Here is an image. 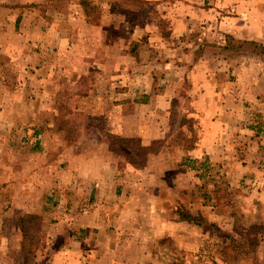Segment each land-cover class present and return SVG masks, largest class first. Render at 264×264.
I'll use <instances>...</instances> for the list:
<instances>
[{
	"label": "rangeland",
	"instance_id": "374dc122",
	"mask_svg": "<svg viewBox=\"0 0 264 264\" xmlns=\"http://www.w3.org/2000/svg\"><path fill=\"white\" fill-rule=\"evenodd\" d=\"M251 1V12H264V0ZM0 3L12 4L14 15L26 12L27 24H41L45 46L54 39L46 26H89L73 34L82 41L72 56L68 50L77 42L61 41L54 82L29 81L18 58L0 79L2 92L49 85L56 93L52 119L67 144L61 158L89 155L87 168L98 172L91 182L80 181L62 161L60 176L37 184L30 175L13 178L8 166L27 157L8 155L0 145V236L14 232L24 209L40 216L30 221L32 244L18 264H55V250L71 243L58 236L72 235L71 223L86 214L95 226L85 248L98 264H117L125 252L126 264H264V94L251 101L224 84L229 77L244 86L250 77L241 67L252 57L264 60V44L238 36L226 44L221 34L202 41L195 29L183 35L172 29L174 12H211L217 5L220 12H246L245 0ZM148 22L155 32L148 33ZM45 48V59L58 52ZM212 54L223 62L219 96L194 89L187 75L193 60ZM169 58L179 63H165ZM42 205L50 209L46 215L37 212ZM82 230L76 235L83 237ZM6 244L0 242L3 254Z\"/></svg>",
	"mask_w": 264,
	"mask_h": 264
},
{
	"label": "crops",
	"instance_id": "0c3cea01",
	"mask_svg": "<svg viewBox=\"0 0 264 264\" xmlns=\"http://www.w3.org/2000/svg\"><path fill=\"white\" fill-rule=\"evenodd\" d=\"M1 1L14 2V0ZM16 1L23 3L38 0ZM251 7L252 1L245 0L244 9L246 12H220L218 5L211 12H178V14L174 12L172 14L174 16V26L172 29L174 33L182 35L191 33L195 29L202 34V38H200L202 41L203 36L221 34V36H224L226 44L229 41L228 38L232 36L264 44V12H251ZM13 12L12 4L0 3V59L2 56L4 57V60H0V79H2L4 70L9 65H17L15 60L18 58L19 64L25 70L23 71L22 69L21 72H26V77L29 81L54 82L57 77L56 75L59 73L58 56H60L62 51V47H60L61 41H71L74 39L73 41L77 42L74 47L68 50V53L72 56L75 53L77 45L82 41L79 32H84L89 26L87 23H77L76 21L70 22L65 27L56 23L50 27L46 26L50 30V33L54 35V39L51 44L45 46L44 31L42 26H39L41 24H27L29 18L26 12L20 10L15 15ZM13 20L16 21L15 25L12 23ZM18 21L21 22V25H17ZM146 27L149 31L148 33L155 32V28L153 24L151 26L150 22H148ZM15 29L17 32L14 31ZM77 30H79L77 33L78 37H75L73 34ZM80 33L82 34V32ZM209 40L212 43L214 41L211 38ZM31 41L34 42L31 43ZM212 46L214 45H206L208 49L215 48V46ZM45 47L53 50L54 53L57 48L58 52L56 51L54 58L45 59ZM203 47H205V44H202ZM177 59L169 58L166 59L165 63L170 62L176 65L179 63ZM81 61L82 59L75 63H80ZM191 63L192 66L189 68L187 75L189 82L195 85L194 89H206L207 91H211L212 95L219 96L222 91L220 82L222 72L220 66L223 63L219 61V57L216 54L206 57L202 55L198 56ZM232 64V62H228V65L231 66ZM237 64L238 61L235 60V65L237 66ZM195 65L198 66V70L202 71L201 73L196 71ZM241 68H244V72H247L246 74L250 77L244 86H241L238 82L233 83L228 81L229 77H226L227 81L224 84L232 89L235 88L234 91L236 92L234 93H237L240 89L241 96L255 101L260 95L264 94V60L252 57L249 63ZM18 79L24 80L26 78L21 74ZM138 81L140 83L139 79ZM41 85L43 87L38 89L28 88L27 86L25 88L18 87L17 89L4 88L3 92L0 90L2 92L0 94V145L7 146L6 154L8 155L20 153V155H26L27 157V159L24 157V159H21V164L16 160H12L10 166H8L9 170H7L10 172L9 176H16V173L21 176L30 175L36 177L37 184L41 177L60 176L61 172L64 171L61 170L62 161H66V169L75 171L71 173L72 176L78 177L80 181L91 182L93 176L98 174V172L87 168L90 165L89 162L92 161L89 155L79 154L74 156L66 154L65 157L61 158V145L65 146L67 144L64 141V137L61 136L56 120L52 119L57 113L54 101L56 93L49 85ZM90 92L92 93L88 96L92 98L94 90L92 89ZM76 96L80 97V95ZM85 98H82V100L85 101ZM78 109L87 111L88 106L79 105ZM17 132L20 133L18 137H16ZM8 172L5 173L6 176ZM18 184L20 182H14L10 186H18ZM21 184L24 185L22 182ZM31 186H34V184L32 183ZM54 186L45 187L46 189L43 188V191H54ZM90 189L91 191L94 190L92 187ZM48 210H50L48 207L42 205V208L40 210L38 208L37 212L41 213V215H46L49 212ZM24 211L36 213L31 207L24 209ZM79 219L80 222L75 220V222L71 223L74 225L72 226L74 230L72 235L69 234L64 236V238L60 235L58 236L63 240L71 241L70 245L73 249H69L70 245H65L55 250L54 255H52V258H56L55 261L53 260L55 264H98V261H94L93 258L89 259L90 255L88 252L90 251L85 248L92 239V230L93 226H95L94 217L91 214H86L80 216ZM77 227L80 233L81 229L85 230H82L83 237L76 235ZM20 231V228L15 226L14 232L0 236V242L8 244V247L6 244L4 254L0 251V257L2 256L1 262L3 264H18L16 261L17 256L24 253L22 250L23 234ZM80 246H84V249H81ZM128 253L125 252L122 258L118 259L117 264H126L125 262L129 258ZM85 254L87 255L86 257L84 256Z\"/></svg>",
	"mask_w": 264,
	"mask_h": 264
},
{
	"label": "trees",
	"instance_id": "16d2710c",
	"mask_svg": "<svg viewBox=\"0 0 264 264\" xmlns=\"http://www.w3.org/2000/svg\"><path fill=\"white\" fill-rule=\"evenodd\" d=\"M145 149V148H143ZM147 149V148H146ZM40 218L39 215L34 214V213H27L22 216H20L17 220V226L20 228L22 234H23V241H22V250L25 251H30V246L32 244V238H30V232H31V227H30V221ZM185 219L189 221H193L196 223H200L198 219L193 217L190 214H185L184 216ZM198 221V222H197Z\"/></svg>",
	"mask_w": 264,
	"mask_h": 264
}]
</instances>
